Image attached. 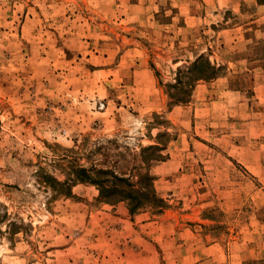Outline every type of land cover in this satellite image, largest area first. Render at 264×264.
<instances>
[{
  "label": "rangeland",
  "instance_id": "obj_1",
  "mask_svg": "<svg viewBox=\"0 0 264 264\" xmlns=\"http://www.w3.org/2000/svg\"><path fill=\"white\" fill-rule=\"evenodd\" d=\"M0 264H264V0H0Z\"/></svg>",
  "mask_w": 264,
  "mask_h": 264
},
{
  "label": "trees",
  "instance_id": "obj_2",
  "mask_svg": "<svg viewBox=\"0 0 264 264\" xmlns=\"http://www.w3.org/2000/svg\"><path fill=\"white\" fill-rule=\"evenodd\" d=\"M205 66H208L210 72L208 74H201L197 78L210 79L217 73V69L211 65L209 60L201 61ZM197 66L198 62L193 66ZM165 146L159 147L152 145L143 149V152L149 155L144 156V160L147 164H152L156 161L164 159L162 151ZM151 153V154H150ZM138 180L134 181L133 176H126L124 174L117 173L114 169L97 168V167H83L80 166L76 169V179L74 182L91 183L98 187L99 192L103 196H112L114 198H106L103 201L106 203H117L119 201H127L129 204V211L131 214L144 208L147 205L163 204V200L156 192L154 181L155 177L150 171L139 172L137 175ZM51 182L55 181L57 184L63 186L68 185L67 181L59 182L53 177H49ZM69 188V187H68ZM71 190L69 189L67 193Z\"/></svg>",
  "mask_w": 264,
  "mask_h": 264
},
{
  "label": "crops",
  "instance_id": "obj_3",
  "mask_svg": "<svg viewBox=\"0 0 264 264\" xmlns=\"http://www.w3.org/2000/svg\"><path fill=\"white\" fill-rule=\"evenodd\" d=\"M112 207L113 208H119L116 211L114 210L115 214L113 216V218H114L113 220L115 221V223H114L113 226L114 227H119V228L120 227H122V228L128 227L129 223H131V221H133V220L131 219V216L129 215V211L127 210V208L124 207V205H122V203L119 204L118 206L113 205ZM100 214L102 215L101 217H100ZM103 214L105 216V212L104 211H98L97 213H92L90 216H91V218H95V219L97 217L101 221V223H100L101 227H106L107 224H106V222H104V219L106 217H104ZM106 216H107V214H106ZM127 217H129V218H127ZM144 219L145 218H143L142 220H144ZM88 223L92 224L93 222H88Z\"/></svg>",
  "mask_w": 264,
  "mask_h": 264
}]
</instances>
